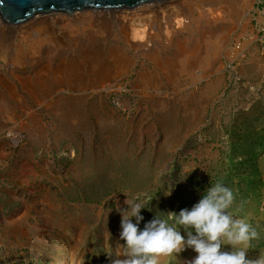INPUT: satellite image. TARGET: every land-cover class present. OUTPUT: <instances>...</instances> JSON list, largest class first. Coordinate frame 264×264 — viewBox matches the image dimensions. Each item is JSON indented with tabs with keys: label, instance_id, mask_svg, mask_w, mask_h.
Instances as JSON below:
<instances>
[{
	"label": "rangeland",
	"instance_id": "rangeland-1",
	"mask_svg": "<svg viewBox=\"0 0 264 264\" xmlns=\"http://www.w3.org/2000/svg\"><path fill=\"white\" fill-rule=\"evenodd\" d=\"M179 1L183 24L149 13L142 48L122 41L121 8L1 26L0 264H112L126 202H145L143 228L217 181L258 233L246 258L264 254V0Z\"/></svg>",
	"mask_w": 264,
	"mask_h": 264
},
{
	"label": "clouds",
	"instance_id": "clouds-1",
	"mask_svg": "<svg viewBox=\"0 0 264 264\" xmlns=\"http://www.w3.org/2000/svg\"><path fill=\"white\" fill-rule=\"evenodd\" d=\"M234 199L233 190L217 181L191 208H182L178 213L170 211L164 217L155 215L143 228L141 209L146 208L145 202L139 197L126 202L128 207L119 210L125 255L112 264H161L162 257L176 264V254L186 247L197 253L188 264H264V254L256 260L246 258L258 233L246 217L233 215ZM222 245H230L231 251H222Z\"/></svg>",
	"mask_w": 264,
	"mask_h": 264
},
{
	"label": "bare ground",
	"instance_id": "bare-ground-1",
	"mask_svg": "<svg viewBox=\"0 0 264 264\" xmlns=\"http://www.w3.org/2000/svg\"><path fill=\"white\" fill-rule=\"evenodd\" d=\"M157 1H160V2H162V3H166L167 5H165L166 7H162V9L161 8H158V7H156L155 8V6H152V5H154V4H152V5H142V6H138V7H135V6H132V7H120L121 9H119V12H118V14L115 16L117 19H118V21H120L121 23H123V25L125 24V28L123 29V31H122V38H121V36H119L121 39H122V41L124 40L125 42L126 41H128L127 42V44H131V43H135L136 45H137V47H139V48H142L143 46H144V43L142 42V40L144 41H148V40H150V37L152 36V38L154 39V38H156L154 35H155V32H153V34L151 33V32H147V31H145V25H146V23L147 24H150L151 22H152V20H149V18H148V16L149 15H151V14H149V13H152V12H156V11H160L161 12V15L162 14H165L167 17H174V20H173V22H171L172 23V25H174V24H177V26L179 25H181V24H183V22H184V18L181 16V14H177L176 12H175V10L178 8V4L177 5H175L173 2L175 1V0H157ZM179 0H177V2H178ZM184 1H186L184 4H186V6H188L189 5V7H190V4H192L193 2H191L190 3V1L189 0H181V2L183 3ZM211 1H212V3H211ZM233 1H236V0H209L208 2H210V7H212V9L210 10V11H215V10H219V6H215L216 5V3H220V2H223V3H225V4H230L231 2H233ZM239 1V0H238ZM180 2V1H179ZM178 2V3H179ZM206 2V1H205ZM236 3V2H235ZM161 4V3H160ZM181 5V4H180ZM218 5V4H217ZM221 5V4H220ZM156 6H158L157 4H156ZM160 7V6H159ZM232 7V6H231ZM164 8V9H163ZM230 8V7H229ZM85 9H87V8H85ZM157 9V10H156ZM110 10V9H109ZM76 11V10H75ZM101 11V10H100ZM164 11H165V13H164ZM176 11H178V10H176ZM233 11V10H232ZM178 13H179V11H178ZM155 14H157V13H155ZM192 14V13H191ZM161 15H160V17H161ZM35 17V16H34ZM114 17V18H115ZM46 18V16H42V17H38L36 20H38V22L37 23H39V22H41L42 20L41 19H45ZM159 18V17H158ZM163 18V17H162ZM47 19V18H46ZM35 20V21H36ZM34 21V22H35ZM44 21V20H43ZM137 21V24L138 25H142L141 27H143V28H135V23L134 22H136ZM163 22V21H162ZM17 23V22H16ZM15 23V24H16ZM33 23V22H32ZM5 24L6 25H8V26H12V27H14V25H13V23L12 22H9V21H7V20H5L4 18H2V16H1V14H0V28H1V26L3 27V26H5ZM28 24V23H27ZM34 24H36V23H34ZM17 25V24H16ZM30 24H28V26H29ZM156 25V24H155ZM154 25V26H155ZM30 26H32V25H30ZM30 26H29V28H30ZM157 26V25H156ZM163 26V25H162ZM166 26H167V24H166ZM165 26V27H166ZM11 27V28H12ZM16 27H19V26H16ZM153 27L150 25V27H149V29H152ZM26 29V28H25ZM163 29H165V28H163ZM167 29V28H166ZM28 31V30H27ZM169 31H167V33H168ZM7 33V31L6 30H1L0 29V35H1V37H2V39L4 40L5 38H3V36H5V35H7L6 34ZM27 34H29L28 32L27 33H25L24 35L25 36H23V41L25 42V45H26V47H27V49L30 51V52H34V50H35V46L37 45L36 44V42L38 43L39 41H40V38L42 39V37L40 36L39 37V35H38V40H36V41H32V40H30L29 39V35H27ZM129 34H131V36H129ZM42 35V34H41ZM49 35V34H48ZM167 35V34H166ZM20 36V35H19ZM129 37H130V39H129ZM21 39H22V37H21ZM136 39V40H135ZM32 41V42H31ZM31 42V43H30ZM14 54H16V56L14 57V58H17V56H18V53H14ZM113 54H116V53H113ZM184 55V54H183ZM149 56H150V58L151 59H153V58H156V57H154V56H152V51H149ZM185 56H187V57H189V55H185ZM120 57V56H119ZM112 58V57H111ZM155 62L157 61V59H153ZM158 63V62H157ZM159 65V64H158Z\"/></svg>",
	"mask_w": 264,
	"mask_h": 264
},
{
	"label": "water",
	"instance_id": "water-1",
	"mask_svg": "<svg viewBox=\"0 0 264 264\" xmlns=\"http://www.w3.org/2000/svg\"><path fill=\"white\" fill-rule=\"evenodd\" d=\"M152 0H0V14L16 23L38 12H73L84 8L113 9L132 7Z\"/></svg>",
	"mask_w": 264,
	"mask_h": 264
}]
</instances>
